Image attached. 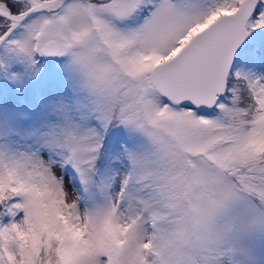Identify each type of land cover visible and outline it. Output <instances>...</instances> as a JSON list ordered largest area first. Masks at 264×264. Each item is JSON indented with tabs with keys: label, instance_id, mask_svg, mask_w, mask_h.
<instances>
[{
	"label": "snow or ice",
	"instance_id": "1",
	"mask_svg": "<svg viewBox=\"0 0 264 264\" xmlns=\"http://www.w3.org/2000/svg\"><path fill=\"white\" fill-rule=\"evenodd\" d=\"M0 264H264V0H0Z\"/></svg>",
	"mask_w": 264,
	"mask_h": 264
}]
</instances>
